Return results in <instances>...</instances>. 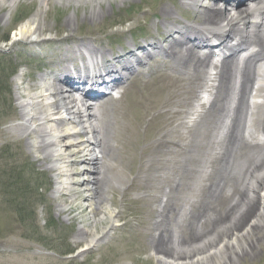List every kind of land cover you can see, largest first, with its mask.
<instances>
[{
  "label": "rangeland",
  "instance_id": "374dc122",
  "mask_svg": "<svg viewBox=\"0 0 264 264\" xmlns=\"http://www.w3.org/2000/svg\"><path fill=\"white\" fill-rule=\"evenodd\" d=\"M77 1L49 0L47 4L43 0H0V82L9 80L11 84V94L3 92L0 97V264H158L155 251L148 246V213L150 208L159 205L160 200L166 199L164 195L169 188L162 187L157 198L155 182L139 181L137 176L142 173L144 163L150 166L147 174H154L153 156L166 149L167 144L160 141L163 131L169 127V115L165 111L173 106L177 113L172 120L180 122L179 145L176 146L180 158L177 178L181 184L179 203L175 204L177 227L183 223V215L191 202L198 200L196 195L208 191L203 185L205 177L209 175V182L213 183L227 174V162L215 158L218 150L215 142L219 138L216 140L214 134L227 120L225 113L231 107L234 94L231 90L216 117L212 112L210 117L202 119L197 112H204L205 105L197 104L202 102L203 82L208 79L206 71L209 68L206 67L191 84V79L184 80L181 70L171 69L174 63L177 68L182 64L166 55L154 54L155 58L140 66L139 74L128 86L119 87L123 90L120 94L115 91L116 97L98 109L103 113L102 138L104 144H108L104 154L122 170L120 173L110 169L107 171L110 182L98 185L99 189H104L108 183L104 203L115 213L116 219L109 221L106 210L91 211L92 200L88 199L89 192L84 184L65 190L63 195L56 194V180L67 177L58 175L59 170L71 169L77 173L74 174L75 181H80L90 176L81 174L86 164L73 160L67 167L64 163L54 165L47 157L53 148L47 147L35 133L40 128L38 122H29L25 133L16 127L23 122L21 104L27 102L28 96L43 93L38 83L52 82L51 72H61L59 57L68 47V40L88 36L92 42L94 39L102 41L115 52L125 47L126 50L140 49L149 43L150 37L166 40L164 23L172 26L195 21L194 11L182 0H108L104 1L107 12L96 21L84 16L85 11L90 10L91 2ZM164 9L172 13L169 18H165ZM39 12L45 26L39 36L34 41L12 39L20 23ZM72 15H76V25L70 28L66 20ZM138 54L144 55L145 50L140 49ZM45 74H48L47 80L42 82ZM233 76H230L229 86ZM75 95L79 100V94ZM119 126H122L121 130ZM191 128L194 132L188 134ZM33 130L34 133L27 136ZM237 142L241 153L232 165L235 174L232 183L239 185L244 181L245 169L259 161L264 142L250 141L244 131L238 135ZM81 155H75L73 159H80ZM211 159H214L211 162L216 169L210 175L207 170ZM17 176L31 186L32 192L42 186L38 189L40 196L36 199L39 202L32 221L21 222L16 210L22 203H12L14 199L23 201L18 192L21 183L16 186L17 193H12L13 187L10 189ZM111 182L116 185L115 189L108 187ZM144 195L145 199L142 198ZM33 197L32 193L28 204ZM229 200H222L221 214L223 210L227 213ZM211 209L206 211L211 212ZM32 210L34 204L27 212L32 213ZM107 229V237L97 243H90L83 233L89 230L101 236ZM68 249L73 253L65 254ZM247 264H264V254Z\"/></svg>",
  "mask_w": 264,
  "mask_h": 264
},
{
  "label": "bare ground",
  "instance_id": "6f19581e",
  "mask_svg": "<svg viewBox=\"0 0 264 264\" xmlns=\"http://www.w3.org/2000/svg\"><path fill=\"white\" fill-rule=\"evenodd\" d=\"M43 1L47 3L49 0ZM83 1H90L92 4L90 10L84 13L91 21L102 18L107 12L104 1L108 0ZM206 1L214 4H207ZM182 2L194 9L195 21L182 27L167 26L164 23L168 38L165 41L154 40L140 47L145 50L142 56L138 54L137 48L115 52L97 39L93 40L94 45L88 36L69 39L68 47L59 57L61 72H51L52 82L35 84L43 89V93L28 96L27 102L21 104L23 122L16 129L25 133L29 122H38L40 128L35 133L43 139L47 147L53 148L47 157L53 160L54 165L64 163L67 167L73 160L75 163L86 164L81 174L90 176L80 181H75L74 174L77 173L71 172V169H60L58 175L67 177L56 180L55 193L63 195L65 190L84 184L89 192L88 199L92 200L89 205L92 207L91 211L96 213L101 209L106 210L109 221H112L116 219L115 213L104 203V193L110 182L107 171L114 169L121 173L122 170L104 154V148L108 144H104L102 138L103 113L98 109L107 100L113 99L110 93L115 88L123 84L128 86L129 81L139 74L138 66L147 64L156 54L166 55L182 64L184 67L178 65L181 66V75L185 76L186 82L191 79V84L203 73L202 68L211 66L212 72L206 91L211 98L205 104L204 112L200 111L198 115L203 119L215 112L216 117L222 111L223 100L228 98L232 88L235 89L236 93L231 97L232 107L225 113L228 125L224 128V136L222 140L215 142L218 148L215 158L224 159L229 169L224 179L216 178V182H209V175L205 177L203 185L208 191L204 194L201 188L197 189L201 192L199 196L196 195L198 200L191 202L183 215V223L176 227L175 204L179 203L178 190L181 186L177 178L180 158L176 147L179 145L177 138L180 122L172 120L177 113L172 109L173 106L172 110L167 109L165 113L169 115V127L160 137V141L167 144L166 149L160 155L153 156L154 174H147L150 166L144 163L142 173L137 176L139 181L155 182L153 186L157 188V198L162 187L169 188L164 195L166 199L160 200L157 207L149 210L148 246L155 251L158 264H247L264 254V151L259 152L261 155L256 164L245 169L244 181L239 185L232 183L235 174L230 167L241 153L237 138L240 131L245 129L241 123L244 115L248 114L251 118L246 129L250 137L259 138L264 132V0ZM233 2L236 4L233 9L223 5ZM163 14L165 18H169L172 13L164 9ZM66 23L70 28L76 25V15L68 18ZM44 28L42 14L39 12L20 23L14 30L12 39L34 41ZM211 39L216 40L215 47L224 55L218 63H213L208 56L201 57L197 53L211 48ZM132 45L129 43V47ZM242 53H246V56L240 60ZM175 70L179 71V68ZM234 73L237 74L238 81L233 87L228 83ZM257 75L261 78L260 82L251 87ZM47 77L48 74L43 75L42 82ZM63 85L68 88L65 90ZM29 86L32 87L30 84ZM97 86H103L106 93L95 95L94 88ZM211 86H214V90L209 88ZM79 89L86 93L78 100L74 92ZM48 97H52L51 101L44 102ZM249 97L254 104L247 111ZM93 99L99 101L98 106ZM259 99H262L260 104L257 102ZM121 128L119 126V130ZM193 132L194 128H191L187 133ZM33 133L34 130L27 136ZM155 149L157 152L159 146ZM80 153V159H73V156ZM187 155L189 158L190 150ZM211 161L214 159L208 165L207 172L210 175L216 169ZM106 181L108 183L103 186L104 189H99L98 185ZM108 187L115 189L116 185L111 182ZM142 198L145 199V195ZM226 199H230L227 213L223 210L221 214L222 200ZM210 208L211 212H207L206 209ZM145 223L144 220L143 224ZM83 233L87 235L90 243H97L107 237L109 230H105L101 236L95 231L84 230ZM142 235L145 238L144 232Z\"/></svg>",
  "mask_w": 264,
  "mask_h": 264
},
{
  "label": "trees",
  "instance_id": "16d2710c",
  "mask_svg": "<svg viewBox=\"0 0 264 264\" xmlns=\"http://www.w3.org/2000/svg\"><path fill=\"white\" fill-rule=\"evenodd\" d=\"M8 38V36H6V39ZM8 82L9 80H6V81H2L0 82V97H1V94L4 92V93H8L10 90H9V85H8ZM21 176H17L14 178V184L10 186V189H12L13 187V191L12 193H17L15 192L16 190V186L17 184L21 183L22 186L18 188V192H20L21 196H22V200L20 199H13L12 200H9V201H13L12 203H22L21 207L19 209H17V214L19 215V218L21 219V222H27L29 220H33L35 218V215H36V209H35V206L36 204H38V200L36 199L37 196H40V193L38 192V189L41 188V187H38L36 188V192H32L31 190V186L26 182H23L20 178ZM13 179V178H10V180ZM11 182L13 183V180H11ZM34 195L33 197V201H31L29 204H28V200H29V197L30 195ZM35 193V194H34ZM34 204V210H32V213H29L27 212V210L29 208L32 207V205ZM15 205H18V204H15ZM72 250L71 249H68L67 251H65L64 253L65 254H69L71 253Z\"/></svg>",
  "mask_w": 264,
  "mask_h": 264
}]
</instances>
